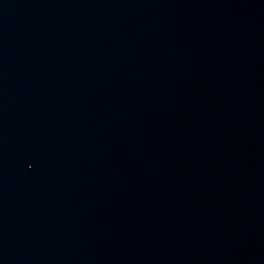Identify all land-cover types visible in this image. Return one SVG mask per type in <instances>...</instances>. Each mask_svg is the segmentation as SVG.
I'll use <instances>...</instances> for the list:
<instances>
[{"label": "water", "instance_id": "obj_1", "mask_svg": "<svg viewBox=\"0 0 264 264\" xmlns=\"http://www.w3.org/2000/svg\"><path fill=\"white\" fill-rule=\"evenodd\" d=\"M0 264H264V117L136 0H0Z\"/></svg>", "mask_w": 264, "mask_h": 264}]
</instances>
